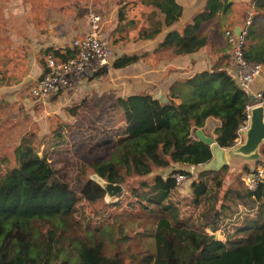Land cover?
<instances>
[{
	"label": "trees",
	"instance_id": "16d2710c",
	"mask_svg": "<svg viewBox=\"0 0 264 264\" xmlns=\"http://www.w3.org/2000/svg\"><path fill=\"white\" fill-rule=\"evenodd\" d=\"M254 5L264 10V0ZM157 6L167 26L182 16L175 0ZM231 7L229 0H208L182 32H171L161 46L174 45L176 55L203 49L207 38L201 27ZM246 48V59L264 67V43ZM74 53L56 55L65 59ZM138 60L123 56L112 67L124 69ZM106 73L102 69L93 78ZM258 102L264 106V92ZM252 104L228 71L214 66L174 83L166 103L148 93L118 98L84 130L76 127L65 138L61 129L41 140L36 133L24 137L14 164L0 157V264H264V179L250 191L240 181L248 165L236 178L229 166L206 170L212 150L196 136L215 118L217 144L235 147L245 109ZM99 151L107 159L100 160ZM86 153L94 159H82ZM260 155L256 169L264 168V145ZM90 171L124 185L125 193L96 209L106 192L88 178ZM175 174L191 181L189 198L181 194ZM239 207L257 211L256 217L225 226L226 241L215 239L208 231ZM142 226L154 247L145 254L132 251L129 242V231L137 234ZM70 253L75 255L71 262Z\"/></svg>",
	"mask_w": 264,
	"mask_h": 264
},
{
	"label": "crops",
	"instance_id": "0c3cea01",
	"mask_svg": "<svg viewBox=\"0 0 264 264\" xmlns=\"http://www.w3.org/2000/svg\"><path fill=\"white\" fill-rule=\"evenodd\" d=\"M160 1L163 0H0V136L6 135V105L31 104L29 99H35L31 89L45 71L47 56L65 55L68 49L72 50L73 39L84 37L90 30V12L101 15L104 40L112 48L113 56L109 72L106 68L105 75L89 80L77 91L85 98L92 96L89 89L96 91L98 98H108L113 103L118 98L141 93H148L166 103L174 83L214 66L225 68L236 83L230 68L226 31L235 32L242 26V16L236 13L241 2L229 0L232 7L227 13H219L215 19L203 24L200 34L207 38L203 49L176 55L174 45L164 47L161 44L171 32H182L208 0H175L182 9V16L172 26L166 25V15L157 6ZM252 32L247 46L251 44L258 48L264 43V33L260 35L257 28ZM123 56H136L139 60L124 69H113V63ZM263 92L264 72L254 82L249 94L252 98ZM176 102L180 103V100ZM218 125V120L209 119L200 130L215 139ZM259 156L253 161L235 159L229 164L234 178L245 165L250 171L240 178L243 183L249 174L264 171L262 167L255 168L262 159ZM187 182L190 190L191 181ZM238 210L236 222L245 216L255 218L257 215V211L248 212L242 207ZM227 220L223 216L218 221L212 229L214 234L220 237ZM226 239L227 236L222 237L223 241Z\"/></svg>",
	"mask_w": 264,
	"mask_h": 264
},
{
	"label": "built area",
	"instance_id": "2783aa9c",
	"mask_svg": "<svg viewBox=\"0 0 264 264\" xmlns=\"http://www.w3.org/2000/svg\"><path fill=\"white\" fill-rule=\"evenodd\" d=\"M255 12V5H252L246 13L239 35L233 30L226 31L230 45V68L235 75L238 87L247 93L264 72L261 64L249 62L246 59V46L255 23ZM88 17L89 32L84 37H78L72 41L74 54L65 59L53 54L47 56L45 71L31 89V95L36 100L44 103L59 94L76 91L102 69L111 66L113 51L104 40L103 19L95 12H90ZM255 98L256 102L245 109L246 120L238 132L237 145L244 142V133L250 127L251 112L257 105H260L258 101L261 94L255 95ZM190 172L194 173V170ZM173 178L180 188L188 181L187 177L181 174H175ZM263 179L264 171L259 170L246 176L244 183L248 190L255 191Z\"/></svg>",
	"mask_w": 264,
	"mask_h": 264
},
{
	"label": "rangeland",
	"instance_id": "374dc122",
	"mask_svg": "<svg viewBox=\"0 0 264 264\" xmlns=\"http://www.w3.org/2000/svg\"><path fill=\"white\" fill-rule=\"evenodd\" d=\"M235 2H241V4H239L238 6V9L236 10V13H238L239 16H242L241 18L243 20H241V22L242 24H244L246 13L250 9L251 5H254L255 0H235ZM255 13L256 23L254 24L252 31L257 28L260 31V35H263L264 10L256 9ZM257 23L259 24V26H257ZM107 69L109 72L110 66L107 67ZM79 89H77L76 91H69L64 95H58L57 98L52 97L50 100L44 103L36 99H29L31 101V104L29 103L25 106L22 104H7L6 135L0 136V157L7 158L9 163L14 164V151L19 145V142L22 138L28 137L31 134L36 133L39 139L41 140L44 138L51 137V135H53L56 130L60 129L62 130L65 138L66 135L69 134V132L76 127L82 128L84 130L87 126V123H90L95 120V118L99 114L105 113L108 110L107 108L113 104V101L109 100L108 98H98V93L89 89H87L88 91H90L88 93L89 95L92 94V96L90 98L86 96L87 98H85L84 95L77 94V91H79ZM75 107L78 108V110H75L76 115L72 113ZM75 124L76 126L73 127L72 125ZM41 149H43V147H41ZM99 153L100 156L104 155L102 158H100V160L107 159L108 155H105L104 151H99ZM94 156L95 154L87 153L81 155L82 159L85 160H93ZM222 175L226 176L227 173H222ZM232 177L234 178V176ZM88 178L102 187L101 183L99 182V177L93 172L90 171ZM133 184L138 186L139 180H134ZM123 187L126 190L124 185ZM180 192L186 198L190 197L189 182L185 183L180 188ZM108 203H110V201L107 200L105 196V200L96 203L95 207L96 209H101L104 204ZM237 214L239 215V210L235 214L228 213L226 215V218L228 219L227 225H230L231 223H236V218H239ZM227 225L225 224V226ZM224 228H222L220 237L219 234H217L219 239L221 240L223 236L226 237ZM136 231H138L137 234L133 230L129 231V233L133 235V238L129 241L132 244V251L138 252L140 254H145L150 251V249H154L153 244H149L151 241L150 237L146 236V234L144 233L146 231L144 226L139 227L138 229H136ZM209 233L211 235H216L212 230H209ZM74 257L75 255H73L72 253L68 255V259L70 260V262L73 260ZM126 262L129 263L128 260Z\"/></svg>",
	"mask_w": 264,
	"mask_h": 264
},
{
	"label": "water",
	"instance_id": "95a60500",
	"mask_svg": "<svg viewBox=\"0 0 264 264\" xmlns=\"http://www.w3.org/2000/svg\"><path fill=\"white\" fill-rule=\"evenodd\" d=\"M235 1V0H231ZM237 35L240 34V28L235 29ZM263 74V73H262ZM252 101L256 102L255 96ZM197 138L208 145L212 150V159L205 165V169L212 172H219L234 160L253 161L260 156L261 147L264 145V106L257 105L251 112L250 127L244 133V142L231 149L221 148L216 140L207 136L202 130L196 131ZM103 189L106 191V198L111 200L118 199L123 195L125 189L123 185L112 184L99 178ZM218 239V235H214Z\"/></svg>",
	"mask_w": 264,
	"mask_h": 264
}]
</instances>
